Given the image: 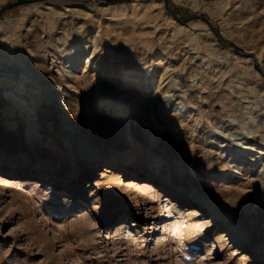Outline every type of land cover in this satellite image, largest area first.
Instances as JSON below:
<instances>
[{
	"label": "rangeland",
	"instance_id": "rangeland-1",
	"mask_svg": "<svg viewBox=\"0 0 264 264\" xmlns=\"http://www.w3.org/2000/svg\"><path fill=\"white\" fill-rule=\"evenodd\" d=\"M16 1L0 0V73L28 75L38 95L29 108L0 90V175L23 165L30 176L21 177L46 197L0 189V264H264V0H167L180 20L197 17L185 24L164 0L7 8ZM200 17L250 59L216 41ZM91 52L92 64L71 66ZM80 147L92 158L91 197L61 175L53 183L32 176L39 163L65 174ZM151 163L172 194L152 187L148 200L127 186L145 181ZM195 198L229 214L243 251L215 227L155 245L161 232L173 235L164 202L180 210Z\"/></svg>",
	"mask_w": 264,
	"mask_h": 264
},
{
	"label": "bare ground",
	"instance_id": "bare-ground-1",
	"mask_svg": "<svg viewBox=\"0 0 264 264\" xmlns=\"http://www.w3.org/2000/svg\"><path fill=\"white\" fill-rule=\"evenodd\" d=\"M181 25L182 24H180V26ZM206 31L209 32V30ZM215 40L217 41V39ZM93 52L83 57H79L78 55L72 56L69 60L70 62H72L71 66L74 69H77L80 66L86 68L88 64L93 63L92 62V58L94 54ZM249 52H254V51L252 50ZM235 55L238 56L239 58L243 57L246 60L250 59L249 56L245 57L243 56L242 53L236 52ZM256 57L259 58L260 61V54H257ZM1 73L3 74L0 75V90L3 93V95L6 97V99L10 100L13 104L23 105L32 108L35 105L34 103L38 95V90L29 87L30 84H32L33 82L30 80L28 75H25L24 73H20L18 76H8L7 73L6 74L4 72ZM74 77H75V72L73 70L66 72L65 75L66 82L71 81V79H73ZM63 106L65 107L64 104ZM179 108L181 109L182 107H178L177 109L179 110ZM231 156L233 157V154H231ZM91 159L92 158L90 156L89 149L85 147H80L78 149L72 148L71 156L68 158L67 164H65L67 168L65 174L64 173L60 174V169L62 167H60L59 164L39 163L37 166L33 167L36 173L33 174L32 176L42 179L51 178L50 182L53 183L54 180H58L57 178L58 175H61L62 182L69 183V185L73 184L75 187H80L82 192L85 193L84 194L85 197L89 198L91 197L93 191L91 190L89 184L87 183V181H85V179L88 177V173H89L88 168ZM70 164H72L71 167L70 166L67 167ZM9 167L12 169V171L7 173V176L0 175L1 190L9 189L14 193V195L16 194L22 195L23 192H29L31 196H35L37 202L40 201V197L46 195V192L41 191L40 188H38L36 180H32L26 177L25 178L21 177V176H30L27 175L26 173H23V168L25 166L23 165L21 166L19 164L14 163L13 166H9ZM146 170L147 171H145L144 179H143L145 181H142L141 183L129 181L127 182V186L140 190L144 194H147L145 196H147L148 200L153 199V196L150 193L151 190H154L152 189V187H157L155 188V190L163 191L165 194L173 193V190L176 187L167 177L163 175L158 163L148 164ZM257 171L258 173L264 172V165L259 164ZM8 175L17 176V177H8ZM104 175L105 173H102L101 176ZM109 176L113 177V179H109L110 182H116L117 180L116 173L109 174ZM69 190H72V187L71 189L69 188ZM188 196L192 198L191 193H189ZM184 204L185 205L183 206L182 209L177 210L175 207L166 206L167 202H164V207L166 211H169V213H171L174 217L173 221L171 222V230L173 232V235L166 236L162 232L156 235L154 238L156 246L162 247L165 246L167 243L168 244L173 243L175 239L174 235H179L181 231H183L185 236L190 237L192 233L198 234L199 232L205 231L210 227H215L217 229L218 238L221 237L222 239L227 240L228 244L230 243L232 247H235V249L239 251H243L246 248L247 240L245 236L241 232H239L234 226H232L231 223L228 221V216H229L228 213H223L218 208V206L210 203H205L200 198H195V202L186 201ZM200 204L201 206L199 207L198 205ZM116 232H117L116 236L122 237V232L121 230H119L118 227L116 228ZM182 251L187 254L189 253L196 258L198 257L197 254L192 253L191 249H189L186 246L182 247Z\"/></svg>",
	"mask_w": 264,
	"mask_h": 264
},
{
	"label": "water",
	"instance_id": "water-1",
	"mask_svg": "<svg viewBox=\"0 0 264 264\" xmlns=\"http://www.w3.org/2000/svg\"><path fill=\"white\" fill-rule=\"evenodd\" d=\"M30 1H34V0H20V1H16V2H13V3L9 4V5L7 6V8L12 7V6H14V5H17V4L24 3V2H30ZM164 5H165V8H166V9L172 14V16H173L177 21L181 22L182 24H185L187 21H190L191 19H195V18H197V17H188V18H186V19H184V20H180V19L178 18V16H177V15H176V14H175V13L169 8V6H168V4H167V0H164ZM200 19H202L203 21H205V23L209 26L210 30L214 33V35L216 36V38H217L218 41H223V42H225L226 44H229V45L233 46L235 52H239V53H242V54H243V52L238 51V49L234 46V44H233L231 41H229V40H224V39L218 34V32L213 28V26L210 24L209 21L204 20V18H202V17H200Z\"/></svg>",
	"mask_w": 264,
	"mask_h": 264
}]
</instances>
